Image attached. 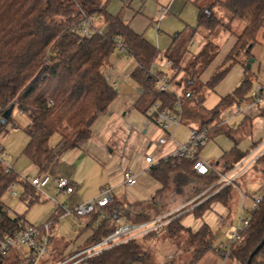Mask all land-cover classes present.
<instances>
[{"label":"trees","instance_id":"obj_1","mask_svg":"<svg viewBox=\"0 0 264 264\" xmlns=\"http://www.w3.org/2000/svg\"><path fill=\"white\" fill-rule=\"evenodd\" d=\"M109 0H0V117L11 105L23 114L28 122L24 132L28 138L22 155L38 170L39 175L46 173L50 165L62 152L76 147L91 135V127L99 114L108 109L116 98L114 88L109 85L101 67L107 63L116 51L114 39H120L136 66L131 73L133 80L142 87L143 93L151 100L150 107L157 105V111L172 110L179 115L180 123L197 131H206L208 141L217 134L226 135L234 142L230 155L234 162L245 158L249 152L238 151L237 142L220 125L219 115L223 108L240 106L250 100L253 89V76L250 74L252 48L264 44V0H214L211 4L198 8L196 30L207 31L212 35L223 22L215 15L214 9L221 8L229 13L230 23L225 28L230 30L234 21H240L243 28L236 36V42L227 54L222 66L218 67L206 83L198 81L218 52V46L208 39L199 52L193 56L184 68L186 80L184 93L189 92V102L181 103L175 109L176 94L157 91L154 77L148 69L159 58V50L142 35L133 31L130 24L123 20L121 13L112 15L107 12ZM95 16L101 23L95 26L91 38L82 39L70 29L80 21ZM174 37L164 57L177 68L182 55L175 53L178 47ZM250 48L247 50V47ZM244 57V77L230 94L220 99L218 105L206 116L201 111L204 93L220 82L230 66ZM159 75H162L158 72ZM200 109V110H199ZM12 116L0 122V138L6 131V125L12 122ZM195 124V125H193ZM13 128H18L13 124ZM60 136L61 146L54 151L49 146L52 135ZM260 141L253 144L255 149ZM201 150V149H200ZM199 150V151H200ZM198 151V152H199ZM1 159V157H0ZM233 162V163H234ZM233 163L226 165L222 173L211 172L197 177L202 187L196 193L206 190L203 196L217 190L201 202L193 214L200 218L213 202L227 206L232 198V185L219 188L217 182L223 174L233 168ZM264 173V152L255 160ZM227 164V163H226ZM194 161L174 156L158 162L150 168L151 176L161 184V189L148 203L130 204L111 197L103 208L107 219L94 228L85 245L77 248L78 252L94 245L113 233L117 219L127 223L140 224L156 219L162 211L155 206L157 198L164 196L177 175L193 176ZM195 176V175H194ZM18 182L17 174L12 170L4 172L0 165V234L13 235L24 223L22 217H11L2 208V196L7 185ZM20 200L27 207L40 201L36 190L27 183H21ZM219 189V190H218ZM160 213V214H159ZM91 223L97 219L98 212L90 214ZM87 216V217H89ZM173 217V216H172ZM170 219V217H169ZM181 217L172 218L163 227L151 231L139 239H131L109 249L101 251L81 263L84 264H151L150 248L145 247L152 237L162 235V240H169L177 247L180 233L187 234L185 244L191 248V261L196 264L206 253L216 249L214 235L207 225H202L196 232L180 224ZM264 237V197L257 209L251 213L248 227L241 239L227 251V259L235 264H264V245L252 257L253 249ZM2 257L0 264H21L24 259L14 254ZM71 253L69 255H72ZM14 254V255H13ZM168 260L164 264H171ZM174 264V263H173Z\"/></svg>","mask_w":264,"mask_h":264},{"label":"crops","instance_id":"obj_2","mask_svg":"<svg viewBox=\"0 0 264 264\" xmlns=\"http://www.w3.org/2000/svg\"><path fill=\"white\" fill-rule=\"evenodd\" d=\"M148 1L126 0L124 3H120L119 10L116 12V15L121 13L123 20L130 24L133 31L142 35L146 40V26L148 27L157 20L158 12L154 7H151L149 13L146 12L145 5L147 3L152 5ZM169 5L166 7L167 13ZM231 26L233 30H227L224 34L220 35L219 30H217L208 36L218 40V44H216L218 52L199 75L198 81L200 83H206L213 72L222 66L227 54L236 42L237 34L243 28V24L240 25L238 21L232 22ZM159 35L157 24L156 35L154 36L157 49L159 47ZM147 41L151 44L149 40ZM193 45L194 42L190 41L185 45L176 47L175 53L182 55L180 64L187 63L199 52L200 49L194 54L190 52L189 49ZM169 46L164 47L162 52L159 50V58L153 66L174 85L175 94L183 97L186 80L189 77L179 74L174 77V74H172L174 70L172 62L164 57ZM114 53H117V55L114 56ZM114 53L106 66L112 69L114 75H122L118 83L112 86L116 92L115 100L106 111L96 118L91 127V135L87 140L56 156L46 172L52 177V180L44 188L36 190L40 197L38 203L50 201L48 202L50 205L43 217L34 224H40L45 220L51 222L49 251L39 264H58L61 260L69 257V254L74 253L77 248L85 245L95 228L94 223H91V216L77 217L80 218L77 222L73 220L72 230L68 234L59 232L56 225L59 220L71 218L74 215L71 211L75 206L97 197L103 188L108 187L111 197L118 201L130 204L151 201L161 189V184L151 176L150 168L171 157L180 145L188 141L190 132L194 129L182 122H179L176 126H171L165 132L156 127L150 117L151 100L149 96L143 93L142 87L131 77V73L136 66L134 60L121 52L115 51ZM251 55L253 62L250 66V74L253 76V89L250 92V100L240 106L223 108L219 115L220 125L236 140L238 151L242 153L249 152V154L245 158L234 162L235 156L230 155L234 148V142L223 134L213 136L198 152L200 160L209 165L212 172L222 173L226 165L229 166L234 162L232 170L223 174L235 177L232 184V198L227 206L213 202L200 218H196L193 214L194 209L217 190L206 196L203 195L208 189L196 193V190L199 189L196 186V179L200 176L193 169L195 176L177 175L171 182L167 193L157 198L154 203L163 213L155 219L163 224L162 227L172 218L180 216V224L192 232H196L205 224L215 235L225 226L233 227L236 217L237 226L241 219L250 215V212L243 215L244 211H247L245 210V196L250 186L255 185V182L261 178L258 165L251 162L258 152L257 149L264 143V97L259 102H255L252 98L255 88L258 85L264 86V44H256L252 48ZM243 65L244 57L240 56L237 62L230 66L223 79L213 89L205 91L204 101L200 106L203 109L201 112L205 116L206 111L215 108L221 98L230 94L240 84L244 77ZM183 102L186 104L189 101L187 99ZM160 139H164V143L161 145L158 144ZM258 141H260V144L251 150L252 145ZM49 146L54 151L60 148L61 143L58 134L51 136ZM145 155H151L153 158L154 162L151 165L146 163ZM6 162L11 165L9 161ZM29 163L30 165H26V168L18 177L39 176L37 168L30 161ZM11 167L14 169L13 166ZM127 170L133 172L136 177L135 182L130 185L125 183V171ZM58 177L66 178L71 182L74 187L71 194H64L57 190L54 178ZM263 183L264 180L262 179L257 186L258 193ZM18 186H20L22 193L21 184ZM238 194L241 199L239 206L237 205ZM254 198L253 196L249 198L250 211ZM17 217H22L21 221L25 223L24 225L30 224L24 222L23 216ZM120 221H124V219H120ZM152 238L147 246L152 250V258L154 263L157 264L159 261L157 245L160 241ZM215 247L217 251L218 248L216 245ZM175 248L178 258L183 256L184 252L185 255H188L192 251L189 247L181 249L175 245ZM25 252V248L20 247L15 249L14 254L22 258ZM212 253L218 257L215 251H212ZM168 255V260L174 261V257L171 254ZM218 258L222 260L220 257Z\"/></svg>","mask_w":264,"mask_h":264},{"label":"built area","instance_id":"obj_3","mask_svg":"<svg viewBox=\"0 0 264 264\" xmlns=\"http://www.w3.org/2000/svg\"><path fill=\"white\" fill-rule=\"evenodd\" d=\"M167 13L166 7H161L157 12V19L160 21ZM96 17L92 16L86 18L71 29V33L78 34L82 39H89L92 36ZM116 48L115 50L129 56L126 48L123 46V43L120 39H114ZM101 73L105 81L114 86L118 83L119 79L122 77L116 76L113 74L112 69L108 66L102 68ZM148 73L152 75L155 79L154 87L157 91L161 92H174V85L169 81V79L164 75H159L157 69L152 65L148 69ZM264 97V86L258 85L252 93V98L255 102H259ZM190 98V93L186 92L183 97L176 95L175 108L180 109V105L183 100ZM21 113V112H20ZM150 117L154 125L158 127L161 131H167L171 126H176L180 122L179 115L171 110H162L157 111V105H153L150 111ZM208 142L206 131H197L192 129L189 135V139L185 144L180 145L175 153L172 155L177 159L186 158L194 161L193 170L194 172L201 176L207 175L212 172V168L209 165H206L198 157V151L202 149L205 144ZM164 143V139L159 140V145ZM258 152L252 159L251 163H254L255 160L264 152V143L257 149ZM3 155V149L0 147V157ZM146 163L152 164L153 158L151 155H145L144 157ZM4 172L8 173L12 171L11 166L8 162L0 159ZM52 180V177L48 173H43L36 177H18V182L11 183L7 185L4 190V194L7 193L9 196L16 198L18 193L15 190V187L21 183H27L35 190H40L44 188ZM136 180L135 174L130 170L125 171V183L130 185ZM235 177H230L228 175H223L217 182L219 188L226 185H232L234 183ZM55 186L57 190L64 194H71L74 191V187L71 182L63 177L54 178ZM3 194V195H4ZM3 197V196H2ZM264 197V183L261 185L260 192L253 199V205L249 216L244 217L240 220L239 224L234 228L233 233L226 238L225 243H223L217 250L227 251L232 244L239 241L243 232L248 227L251 213H253L260 202ZM111 199L110 189L108 187L103 188L99 195L93 199H90L84 203H81L73 208L71 211L75 216L84 218L92 214L93 212H98L97 219L94 222V226L97 227L99 223L107 219V214L104 212L103 208L108 204ZM3 211L9 214V210L5 208L2 204ZM157 220H152L140 224L127 223L125 221L116 220L115 230L111 235H109L104 240L91 245L85 249H82L66 259L61 260L58 264H80L85 259L101 252L106 249H109L113 246L119 245L131 239H139L143 235L157 230L162 227ZM50 227L51 222L46 221L40 225H31L26 224L21 227L13 235H1L0 234V260L2 257H6L10 254L11 250L23 247L26 252L22 255L24 261L21 264H39L41 259L47 255L50 246Z\"/></svg>","mask_w":264,"mask_h":264},{"label":"rangeland","instance_id":"obj_4","mask_svg":"<svg viewBox=\"0 0 264 264\" xmlns=\"http://www.w3.org/2000/svg\"><path fill=\"white\" fill-rule=\"evenodd\" d=\"M126 0H109L107 5V12L116 15L117 10H119V5H121V2H125ZM128 1V0H127ZM148 1V0H146ZM214 0H149L148 2H151L152 5H149L150 3H147L145 5V9H147V13L151 11V7L156 8V11L160 9L161 7H167L169 5L168 13L158 22V19L148 27L146 26V38L151 42V44L156 48V43L154 41V36L156 35L157 31V24L159 29V47L158 50L162 52L164 47L169 46L171 44V41L179 34V37L177 39L178 46L185 45L188 42H194V45L190 47L191 53H196L200 47L208 41V39L212 40L213 43L218 44V40L213 37H208L210 34H208L207 31L204 30H194L197 23V12L198 8L207 6L211 4ZM158 8V9H157ZM215 15L223 22L224 25L227 23H230V15L228 12L221 8H215L214 9ZM238 21V20H237ZM240 25L242 23L238 21ZM95 25H99L101 21L96 18V21L94 22ZM221 26L218 30L221 34L226 33L227 29L225 26ZM232 29V26H230V30ZM233 30V29H232ZM190 40V41H189ZM117 53H114V56H116ZM161 55V53H160ZM125 61V60H124ZM129 61V60H128ZM191 61V59L188 60V62ZM187 62V63H188ZM132 63V61H131ZM187 63H181L177 68H173L172 74H174V77L176 75H182L186 77V72H184V68L186 67ZM105 63L102 65V68H106ZM190 78V76H189ZM188 78V79H189ZM178 84V83H176ZM12 122L8 123L6 125V131L4 135L0 138V147L3 149V155L1 158L4 161H9L11 163L10 166H13L14 169H12L17 176L23 172V169L26 168V165H30L29 161L21 154L23 148L26 146L28 138L24 132L25 124L28 122L27 118L24 115H21L18 110L14 109V112L12 113ZM13 124H16L18 128H13ZM26 163V164H24ZM0 165L3 167L1 161ZM261 165H258V169L261 168ZM12 168V167H11ZM260 177L264 180V173H259ZM261 178H259L255 183V185H251L248 189V192L246 200H245V210L243 215L246 214V212L250 211V197H256L258 194V185L261 183ZM202 184L198 181L196 182V186L199 188L202 187ZM16 192L18 193V196L16 198L9 196V194L5 193L2 197V203L9 210V215L11 217L15 216H23L24 222L30 223L31 225H40L46 222V220L40 224H34L37 220H39L41 217H43L47 207L50 205V201L46 203H36L30 208H28L25 203H23L20 200L21 195V189L20 186L15 187ZM237 205L240 204V196L237 195ZM47 204V205H46ZM160 214V213H159ZM54 218V217H53ZM80 218H77V216L72 215L71 218L62 219L59 220L58 224L56 225V228L58 226L59 232H63V234H68L72 230V221L74 222L79 221ZM25 224V223H24ZM237 224V217L235 219V223L233 227L230 228V226H225L222 228L220 232L215 233L214 235V242L217 248H219L222 243H225L226 238L230 236L231 233H233L234 228ZM162 235L159 234V236H155L152 239L156 241H160L157 245V251L159 254V261L157 264H164L168 260V254H171V256L174 257V264H188L191 261L192 254H186L183 253V256L180 258L177 257V251L175 248V245L170 243L169 240H162ZM187 239V234L182 232L180 233V237L178 239L180 245L178 248H187L189 247L187 244L184 243ZM148 244V242H147ZM172 244V245H171ZM145 247H148L146 244ZM50 247V246H49ZM174 249V251H173ZM218 257H220L222 260H220L216 255H214L212 252L207 253L198 263L196 264H235L227 259V254L223 251H219L216 249L214 250ZM151 255L152 250L150 249ZM84 264V263H82ZM151 264L154 263V259H151Z\"/></svg>","mask_w":264,"mask_h":264},{"label":"water","instance_id":"obj_5","mask_svg":"<svg viewBox=\"0 0 264 264\" xmlns=\"http://www.w3.org/2000/svg\"><path fill=\"white\" fill-rule=\"evenodd\" d=\"M250 48V46L247 47V50ZM253 60H250V63H252ZM248 68H250V65H247ZM14 110V106L11 105L9 108H7L1 115L0 117V122L3 123L6 120H8L11 116H12V112ZM264 245V237L262 238V240L260 241V243L253 249V251L250 254V257L254 256ZM247 264H249V261L247 262Z\"/></svg>","mask_w":264,"mask_h":264}]
</instances>
